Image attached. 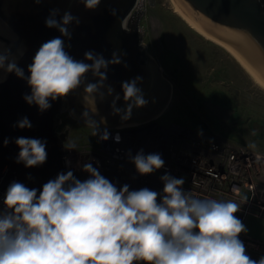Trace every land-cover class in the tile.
Here are the masks:
<instances>
[{
	"label": "clouds",
	"instance_id": "clouds-1",
	"mask_svg": "<svg viewBox=\"0 0 264 264\" xmlns=\"http://www.w3.org/2000/svg\"><path fill=\"white\" fill-rule=\"evenodd\" d=\"M80 2L94 10L101 0ZM116 11L111 9L113 15ZM58 14L59 9L51 10L46 26L71 39L68 26L78 25L79 17L65 11L57 20ZM121 55L114 51L111 59H105L89 51L84 58L91 63H85L65 51L61 38H53L40 46L28 66L26 79L31 94L24 99L43 112L51 107L49 99L66 97L84 84V99L95 114L97 95L101 99L105 96L101 89L105 88L107 69L120 64ZM0 69L25 78L24 70L3 54ZM89 72L97 82L85 83ZM141 80L137 76L122 82L126 107L116 106L119 94L112 100L113 114L124 121L131 118L134 108L148 103L137 86ZM106 92L112 96L114 89L107 86ZM83 118L93 129L92 135H97L99 124L89 111ZM14 126L32 127L26 117ZM99 134L101 140L109 139L107 129ZM202 134V130L198 132ZM115 140L120 141L118 134ZM8 142L5 139L3 143L6 146ZM15 143L20 149L17 163L31 168L46 162L45 141L19 137ZM67 148L76 149V143L69 142ZM131 161L140 175L151 174L165 164L160 154L145 155L143 150ZM83 171L88 173L83 181L72 171L62 172L40 190L20 182L9 185L3 201L5 211L0 212V264H264V257L253 260L247 255L238 238L247 229L235 215L239 210L235 201L200 198L183 189L184 178L167 173L160 177L161 194L149 188L130 191L127 184L117 188L91 163L85 164Z\"/></svg>",
	"mask_w": 264,
	"mask_h": 264
},
{
	"label": "water",
	"instance_id": "water-1",
	"mask_svg": "<svg viewBox=\"0 0 264 264\" xmlns=\"http://www.w3.org/2000/svg\"><path fill=\"white\" fill-rule=\"evenodd\" d=\"M191 11V14L210 32L215 34L217 43L227 47L241 62L252 80L264 87V0H176ZM136 0H101L94 10L86 9L80 0H0V54L7 51L11 43L17 44L13 52L7 54L9 62H15L24 70L25 78H19L14 72L0 69V191L12 182H20L25 186L42 189L51 179H55L63 170V147L68 135V126L55 132L59 125V114L67 107L71 114L85 121L83 113L89 111L92 119L99 126L120 127L142 121L156 125L155 118L164 112L173 101V86L161 76L154 59L139 44L137 21L141 9H135L130 16ZM59 9L56 19L60 20L65 11L79 17L80 23L70 24L71 39L64 37L55 28L45 24L51 10ZM111 9H116L113 15ZM59 37L64 41L65 51L75 60L91 63L84 58L86 52L102 54L111 59L117 51L121 55V63L109 65L103 99L96 97V113H91L85 101L84 84L72 90L66 97L49 99L51 107L40 111L38 105L28 104L25 95L31 94L26 77L28 66L40 46ZM146 61V62H145ZM125 64L127 67H125ZM142 77L138 87L142 90L147 105L134 108L129 120H122L114 115L112 100L119 94L116 106L126 107L121 84L135 77ZM168 85L169 97L164 106L153 110L150 95L159 81ZM97 82L91 72L86 74L85 83ZM107 86L114 89L112 96L107 95ZM27 118L32 127L21 129L15 127L23 118ZM149 117V118H148ZM147 118V119H146ZM103 119V123L101 120ZM153 119V120H152ZM19 137L35 138L46 142L47 159L42 165L25 167L23 162L17 163L19 147L15 140ZM9 142L5 146L4 140ZM39 194V191H38Z\"/></svg>",
	"mask_w": 264,
	"mask_h": 264
},
{
	"label": "rangeland",
	"instance_id": "rangeland-1",
	"mask_svg": "<svg viewBox=\"0 0 264 264\" xmlns=\"http://www.w3.org/2000/svg\"><path fill=\"white\" fill-rule=\"evenodd\" d=\"M145 8L153 36L147 54L174 89L171 106L158 115L153 127L185 132L191 146L224 139L248 148L255 144L250 149L264 153V88L226 49L192 29L172 10L170 0H149ZM16 46L11 43L1 54L13 52ZM59 117L58 130L65 125L69 129L65 147L74 141L76 149L71 150L77 162L92 159L100 126L99 133L92 135L93 129L72 115L69 107ZM245 227L252 236L264 237V218L249 217Z\"/></svg>",
	"mask_w": 264,
	"mask_h": 264
},
{
	"label": "built area",
	"instance_id": "built-area-1",
	"mask_svg": "<svg viewBox=\"0 0 264 264\" xmlns=\"http://www.w3.org/2000/svg\"><path fill=\"white\" fill-rule=\"evenodd\" d=\"M148 1L136 0L128 16L135 9H141L140 13L145 12ZM58 126L55 132L60 133L63 129L58 130ZM153 126L147 121L120 127L100 126V133L107 129L109 139L105 141L99 138L94 151L96 155L83 162H77L72 150L64 144V173L72 171L83 181L88 178L83 166L91 163L117 188L127 184L130 191L149 188L161 194L163 182L160 177L167 173L184 178L183 189L191 190L200 198L211 197L238 203L239 210L235 215L244 225L249 217L264 218V153L224 139L211 140L206 144L198 142L191 146L186 142L191 137L185 132ZM117 134L120 136L119 142L115 140ZM140 150L145 155L160 154L165 161L164 167L151 174L140 175L131 161V157ZM7 189L3 187L0 191V212L5 211L3 201ZM238 238L244 243L246 254L253 260L264 257V238L254 237L247 232H242Z\"/></svg>",
	"mask_w": 264,
	"mask_h": 264
},
{
	"label": "flooded vegetation",
	"instance_id": "flooded-vegetation-1",
	"mask_svg": "<svg viewBox=\"0 0 264 264\" xmlns=\"http://www.w3.org/2000/svg\"><path fill=\"white\" fill-rule=\"evenodd\" d=\"M148 18H149V15L147 14V10H145V12H142L139 14L138 21H137V31L139 34V38L142 41L141 45L145 49H146V44H147L145 42V39L147 37H149L148 34H150V31H149L148 26H147V19ZM145 49H144V60L147 59ZM164 82H165L164 80L162 82L161 81L157 82L159 84H158V86H156V84H155V86H154L155 92L152 95H150L149 100L151 99L150 103H151L152 109L154 111L159 110L162 106H164L167 102L168 97H169V93H170L171 89H169V86L167 84L163 85ZM147 122H151V120H149ZM64 128L65 127H63V129ZM68 132H69V129H68Z\"/></svg>",
	"mask_w": 264,
	"mask_h": 264
},
{
	"label": "bare ground",
	"instance_id": "bare-ground-1",
	"mask_svg": "<svg viewBox=\"0 0 264 264\" xmlns=\"http://www.w3.org/2000/svg\"><path fill=\"white\" fill-rule=\"evenodd\" d=\"M172 10L177 13L192 29L197 31L199 34H201L203 37L213 41L214 43H217L215 39V34L207 30L200 22L197 20L192 14L191 11L177 2L176 0H170ZM218 45L222 46L224 49H226L234 58L239 62V64L243 67L239 59L224 45L217 43ZM244 68V67H243ZM245 69V68H244ZM246 71V69H245ZM247 72V71H246ZM248 73V72H247ZM264 88V87H262ZM153 120V119H152Z\"/></svg>",
	"mask_w": 264,
	"mask_h": 264
},
{
	"label": "crops",
	"instance_id": "crops-1",
	"mask_svg": "<svg viewBox=\"0 0 264 264\" xmlns=\"http://www.w3.org/2000/svg\"><path fill=\"white\" fill-rule=\"evenodd\" d=\"M148 35H149V37H147V38L145 39V42L147 43V44H146V49L144 48V49L146 50V53H147L148 48H149L150 43H151V39H150V38L153 37L151 33L148 34ZM145 62H146V61H145ZM160 114H161V113H160ZM157 117H158V115H157L156 117H153V118L156 119ZM145 121H146V120H145ZM142 122H143V121H142ZM103 127H104V126H103ZM261 238H264V237H261Z\"/></svg>",
	"mask_w": 264,
	"mask_h": 264
}]
</instances>
